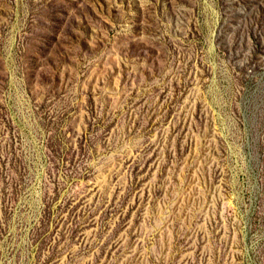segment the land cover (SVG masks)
<instances>
[{"label":"rangeland","instance_id":"obj_1","mask_svg":"<svg viewBox=\"0 0 264 264\" xmlns=\"http://www.w3.org/2000/svg\"><path fill=\"white\" fill-rule=\"evenodd\" d=\"M0 264H264V0H0Z\"/></svg>","mask_w":264,"mask_h":264}]
</instances>
